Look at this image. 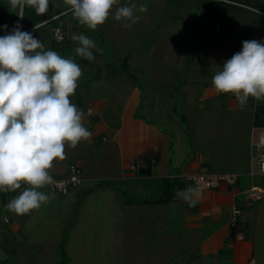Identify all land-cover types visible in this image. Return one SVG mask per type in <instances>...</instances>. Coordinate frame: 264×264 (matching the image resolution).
<instances>
[{
	"label": "crops",
	"instance_id": "crops-1",
	"mask_svg": "<svg viewBox=\"0 0 264 264\" xmlns=\"http://www.w3.org/2000/svg\"><path fill=\"white\" fill-rule=\"evenodd\" d=\"M226 4L227 9L211 19L215 23L213 31L216 30L217 35H222L225 30L231 38L235 32L243 30V33H253L257 29L256 41L264 42V2H252V7L236 0L226 1ZM257 4L263 8H256ZM55 30L57 29L53 31ZM83 60L85 59L80 57L79 61ZM84 66L89 67L90 64L85 63ZM84 66H80L81 69ZM94 66L93 75L84 78L86 83L101 77L98 66ZM85 73L83 71V75ZM124 78L120 79L130 87ZM78 86L80 88L81 85ZM85 96L86 99L81 94V98L87 102L80 110L84 112L85 126L92 133L87 143H98L103 148L99 151L100 162L96 163L99 165L96 167L98 169H95L94 174L81 171L78 185L71 188L87 189L84 190L85 195L79 197L81 200H75V205L68 206V211L72 210L76 215L85 209L88 213L96 212L95 209L99 206L88 207L85 201L90 192L91 195L99 193L103 213L108 214L101 226L103 235L100 238L108 242L114 238L119 248V256H132L128 261L124 258L123 264H202L203 260L205 264H264V176L255 171L256 158L253 156L252 147L255 151L256 149L250 141L252 132L258 127L254 124V115L243 126L242 112L237 111V99L234 95L217 93L215 89L208 91L207 97L214 96L217 101L224 99L231 105L226 104L224 109H216L218 105L212 106V114L217 118H211L207 124L204 123L206 120L203 122L201 131L192 136L190 147L187 149L183 146L182 154L174 152V136L170 135L167 128L135 114L136 109L142 106L137 89L130 90V98L125 100L124 106L122 103L120 112L114 114L117 121H109L112 116L106 121L99 120L105 112V101L99 95ZM76 100L75 98L73 102H76L74 104L77 107L82 105ZM145 105L150 106V103L146 102ZM146 110L147 116L155 117L149 113L148 108ZM168 115L167 118L171 119ZM176 146L177 151L180 150ZM81 161H54L50 174L54 177H65L67 166L76 164L80 167ZM202 168L210 173L234 174L237 181L234 185L221 183L216 189L202 190V196L194 205L178 196V192L187 186L175 189L169 202L142 203L144 200H153L147 195L151 194V181H154V191L159 194L156 198H159L163 195L158 188L160 179L187 183V177ZM98 181H102L99 183L101 185L91 190L90 185ZM119 185L133 194L139 193L142 199H124ZM251 187L261 191L258 199L247 198L246 192ZM44 189L48 190L47 187ZM68 191L59 196L66 195ZM8 196L10 198L12 193L9 192ZM233 208L238 209L239 214L234 217L235 225L231 226ZM12 223V230L17 229L25 236L22 229L26 227V222H19L18 228L16 223ZM55 224L56 229L51 226L47 234V237L52 236L51 245L56 246L54 257L61 256L60 249L65 256L69 240L73 237H78L80 241L85 239L86 229L89 228L87 225L79 227L74 219L66 225L58 221ZM37 227L38 224L35 223L32 228ZM38 253L40 254L37 256L51 254L48 250ZM40 260L43 264L45 261H48L47 264H54L49 257ZM62 260L61 264H72L70 258Z\"/></svg>",
	"mask_w": 264,
	"mask_h": 264
},
{
	"label": "rangeland",
	"instance_id": "rangeland-1",
	"mask_svg": "<svg viewBox=\"0 0 264 264\" xmlns=\"http://www.w3.org/2000/svg\"><path fill=\"white\" fill-rule=\"evenodd\" d=\"M236 1L246 3L250 7L253 5L252 2L257 1L258 4L264 2V0ZM132 3L146 5L147 11L136 13L139 19L131 28L123 27L122 22L116 21L110 15L103 25L92 31L80 24L70 12L66 17L68 28L64 31L68 43L65 45L58 43L59 48L51 50L58 52L64 58L74 59L80 66H84L85 63L90 64V68L85 66L84 69L82 68V71L86 73L82 75L83 78L81 77L78 84L83 88L80 86V90L78 86L75 95L70 98L72 102L76 98V101L82 104L78 105L79 109H83L87 102L84 100L87 98L85 94L99 95L105 101V112L99 120L106 121L112 116L108 120L117 121L114 119V114L119 113L123 108L122 103L124 106L125 100L130 98L128 96L130 90L137 89L138 99L142 106L136 109L135 114L145 120L155 121L160 127L167 128L170 135L174 136L172 139L174 152L182 154L183 146L187 149L190 147L193 141L192 136L201 131L203 122L206 120L204 123L207 124L211 118H217L212 114L214 110L212 106L218 105L216 109H224L226 104L231 105L229 101L225 102L224 99L217 101L216 97H207L206 94L210 89H214L211 82L214 74L221 70L227 59L242 49L243 41L256 40L257 29L252 31L253 33L251 31L243 33V30L235 32L231 38L225 30L222 35H217L216 30L212 29L215 23L211 20L206 21L202 15V5L198 0H121V5ZM49 6L64 8L67 5L64 0H49ZM217 6L214 2L209 5L211 9H217L219 7ZM71 27L74 28L70 29ZM80 34L87 35L98 48L103 50L100 53L94 49L95 59L92 61L87 59L83 60L84 62L79 61L80 57L75 53L77 42L73 41L72 37ZM60 37H62L60 32L55 36L53 31L54 40L60 41ZM94 65L98 66L101 77L86 83L84 78L93 75ZM120 78L127 79L130 87ZM81 94L84 99L81 98ZM146 102H149L150 106L145 105ZM237 105V111L242 112L243 126L249 123L253 115L257 114L258 119H261L260 127L250 136V141L254 144L257 132L264 129V116L260 108V105H264V100L250 101L249 98L244 107H241L237 100ZM147 108L149 113L155 117L147 116ZM167 115L171 119H168ZM207 115L210 117L208 118ZM226 115L229 116L228 113ZM176 145L180 150L177 151ZM101 147L103 148L98 143L89 145L87 141H81L74 149L66 146V159L63 161L66 163H72L78 159L85 161V163L80 162L81 171L94 174L95 169H98L96 167L99 166L96 163L100 162ZM252 151L256 158L257 152L254 147ZM95 175L100 177L98 174ZM99 183L102 181L90 185L89 188L97 189ZM152 183L154 181H151L149 187L151 194H147L149 199H154L159 195L154 191ZM24 188L10 192L12 196L10 198L7 196L6 202L18 195ZM118 188L123 191L121 196L124 199L131 201L142 199L139 193L133 194L122 185ZM86 189H69L68 193L62 197L55 194V199L50 203L24 216L16 215L6 206L0 207V264H43L40 259L44 257L53 259L54 264H58L60 259L66 261L68 258L71 259L72 264H123L124 258L128 261L132 256H119V248L114 238L109 240L111 242L100 238L103 235L101 226L108 214L103 213L99 193L91 195L92 192H90L89 198L85 201L88 207L99 206L95 209L96 212L88 213L85 209L76 215L71 212L72 210L68 211V206L75 205V200H81L79 197L85 195L84 190ZM41 190L51 193L44 188ZM70 194L73 195L70 197ZM73 219L79 227H86V225L89 227L86 229L87 236L81 241L78 237L71 238L65 256L54 257L56 246L51 245L52 236L47 237V234L51 226L56 229L55 222L66 225ZM12 222L17 224V228L19 222L23 224L26 222V227L22 229V232L26 233L25 236H22L17 229L12 230ZM35 223L38 227L33 229ZM47 250L51 253L49 256H37L40 254L38 251L46 252ZM203 261L202 264H205V260ZM47 263L48 261H45L44 264Z\"/></svg>",
	"mask_w": 264,
	"mask_h": 264
},
{
	"label": "clouds",
	"instance_id": "clouds-1",
	"mask_svg": "<svg viewBox=\"0 0 264 264\" xmlns=\"http://www.w3.org/2000/svg\"><path fill=\"white\" fill-rule=\"evenodd\" d=\"M73 17L95 31L112 15L131 28L147 6L121 5V0H64ZM23 18L25 6L39 16L49 10V0H9ZM114 10V12H113ZM7 28V25L3 26ZM77 56L92 61L93 50L102 53L85 34L74 35ZM83 75L80 65L58 52L45 50L40 39L22 31L19 24L0 36V192H16L6 205L18 216L28 215L55 199L41 191L53 184L54 161L66 159V146L76 148L92 133L84 124V112L70 99ZM217 93L232 94L241 107L249 98L264 100V42L245 40L242 49L227 59L212 77ZM202 188L189 185L178 192L185 202L195 204Z\"/></svg>",
	"mask_w": 264,
	"mask_h": 264
},
{
	"label": "trees",
	"instance_id": "trees-1",
	"mask_svg": "<svg viewBox=\"0 0 264 264\" xmlns=\"http://www.w3.org/2000/svg\"><path fill=\"white\" fill-rule=\"evenodd\" d=\"M202 5L204 18L206 21L211 20L215 15L227 9L228 5L226 1L229 0H198ZM211 2L217 3L218 8H210L209 5ZM256 8H261L260 5H256ZM71 11L69 10V6L64 8L57 7L52 8L49 6L48 12L39 16L36 14L35 9L25 6L23 9V18L18 15L21 14L20 9H13L9 0H0V36L7 35L11 32L13 27L17 24L21 26L22 31L30 32L34 37L40 39L43 43L45 50L58 49V43H63L64 45L68 43V38L65 37L64 31L67 30V15ZM7 25V28L3 26ZM74 28V27H73ZM71 27V29H73ZM57 29L58 32L62 34L61 40L56 41L52 38L53 30ZM50 30V31H49ZM64 35V36H63ZM76 103V102H75ZM261 113L264 116V105H260ZM254 124L256 127H260L261 119H258V115H254ZM140 173H144L139 170ZM146 173V172H145ZM105 183V182H104ZM101 184H97L100 186ZM188 187V183L180 182L175 180L168 179H160L158 182V188L160 192L163 194L161 197L153 199V200H144L142 203H166L169 202L172 196L174 189ZM48 189V188H47ZM49 190V189H48ZM56 194V193H55ZM9 195V192H0V207H4L6 205V197ZM60 195V194H58ZM61 256L63 255L62 250L60 249ZM63 260H60V264Z\"/></svg>",
	"mask_w": 264,
	"mask_h": 264
},
{
	"label": "built area",
	"instance_id": "built-area-1",
	"mask_svg": "<svg viewBox=\"0 0 264 264\" xmlns=\"http://www.w3.org/2000/svg\"><path fill=\"white\" fill-rule=\"evenodd\" d=\"M57 30L54 31L56 36ZM61 39V37L59 38ZM255 149L257 151V157L255 160V171L257 174L264 176V129L258 131L256 142L254 143ZM65 177H53V184L46 186L49 191L56 194H63L67 190L74 188L78 185L81 177V168L76 164H69L66 169ZM187 182L192 186H199L202 190L216 189L221 183L228 185H234L237 181V176L234 174H222V173H210L207 169L202 168L194 174L187 177ZM27 187V185H22L21 188ZM261 191L257 188H249L246 192L247 198L258 199L260 197ZM232 220L230 222L231 226L235 225L234 217L239 214V210L233 208Z\"/></svg>",
	"mask_w": 264,
	"mask_h": 264
}]
</instances>
